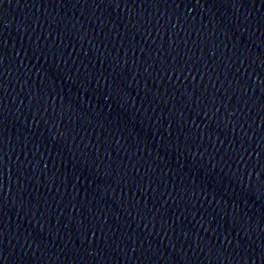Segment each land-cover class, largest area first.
Returning a JSON list of instances; mask_svg holds the SVG:
<instances>
[{
  "label": "water",
  "instance_id": "water-1",
  "mask_svg": "<svg viewBox=\"0 0 264 264\" xmlns=\"http://www.w3.org/2000/svg\"><path fill=\"white\" fill-rule=\"evenodd\" d=\"M0 264H264V0H0Z\"/></svg>",
  "mask_w": 264,
  "mask_h": 264
}]
</instances>
